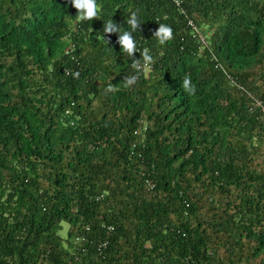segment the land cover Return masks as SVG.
I'll return each mask as SVG.
<instances>
[{"label": "trees", "instance_id": "16d2710c", "mask_svg": "<svg viewBox=\"0 0 264 264\" xmlns=\"http://www.w3.org/2000/svg\"><path fill=\"white\" fill-rule=\"evenodd\" d=\"M98 4L0 0V264H264V0Z\"/></svg>", "mask_w": 264, "mask_h": 264}, {"label": "clouds", "instance_id": "9594fccd", "mask_svg": "<svg viewBox=\"0 0 264 264\" xmlns=\"http://www.w3.org/2000/svg\"><path fill=\"white\" fill-rule=\"evenodd\" d=\"M72 6L78 10V14L75 15L79 20H93V18L100 17V5L98 0H71ZM142 20L138 17L135 11L131 12L129 16L126 17L127 29L122 31V27L113 20V18L104 21L103 24V34L104 33H118L117 43L120 45L121 49L127 53L129 58H133L134 54L138 52V41L133 35L138 30ZM154 37H156L159 44L164 45L165 43L171 41L174 38L173 28L169 24L159 23L158 29L154 32ZM107 41V40H106ZM141 53V58H133V66L136 69L135 73L132 75H126L124 78V84L126 87H131L136 84L140 71L143 68L146 70L154 61L153 55L150 54L148 48H144ZM142 60V63H141ZM75 76H79V73H74ZM182 86L186 91L194 92V86L190 76H185L182 81ZM114 90V85L109 84L106 86L105 91L111 92Z\"/></svg>", "mask_w": 264, "mask_h": 264}, {"label": "built area", "instance_id": "2783aa9c", "mask_svg": "<svg viewBox=\"0 0 264 264\" xmlns=\"http://www.w3.org/2000/svg\"><path fill=\"white\" fill-rule=\"evenodd\" d=\"M256 107L261 109L262 112V117L264 118V102L257 100L256 101ZM155 183L152 180H149V182L147 183V187L148 189L150 188V190H153L155 188ZM110 231H113V228H109ZM79 242H83L85 241V237H82L81 239H78ZM103 245H99V249H102Z\"/></svg>", "mask_w": 264, "mask_h": 264}, {"label": "rangeland", "instance_id": "374dc122", "mask_svg": "<svg viewBox=\"0 0 264 264\" xmlns=\"http://www.w3.org/2000/svg\"><path fill=\"white\" fill-rule=\"evenodd\" d=\"M200 39L202 42L207 43V39L204 36H200ZM146 74L148 76L147 72H146ZM62 226H63V230L60 232V236L62 237V239L64 241H66L68 239V235H69V231H70L71 226L68 223H63Z\"/></svg>", "mask_w": 264, "mask_h": 264}]
</instances>
